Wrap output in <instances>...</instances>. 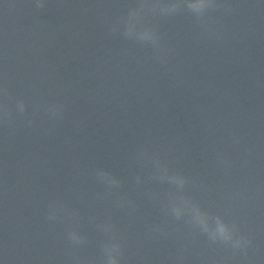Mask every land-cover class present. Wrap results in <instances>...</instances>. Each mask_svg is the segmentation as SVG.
<instances>
[{"label":"clouds","instance_id":"9594fccd","mask_svg":"<svg viewBox=\"0 0 264 264\" xmlns=\"http://www.w3.org/2000/svg\"><path fill=\"white\" fill-rule=\"evenodd\" d=\"M50 219H52L51 217H49Z\"/></svg>","mask_w":264,"mask_h":264}]
</instances>
